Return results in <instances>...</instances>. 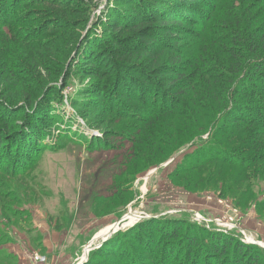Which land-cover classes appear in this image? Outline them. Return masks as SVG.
I'll use <instances>...</instances> for the list:
<instances>
[{"label": "rangeland", "instance_id": "1", "mask_svg": "<svg viewBox=\"0 0 264 264\" xmlns=\"http://www.w3.org/2000/svg\"><path fill=\"white\" fill-rule=\"evenodd\" d=\"M167 1L0 0V105L45 99L44 150L0 166V264H264V127L202 110L250 101L264 0Z\"/></svg>", "mask_w": 264, "mask_h": 264}, {"label": "trees", "instance_id": "2", "mask_svg": "<svg viewBox=\"0 0 264 264\" xmlns=\"http://www.w3.org/2000/svg\"><path fill=\"white\" fill-rule=\"evenodd\" d=\"M176 2L177 3L179 2V3L177 4ZM190 3H191L190 0H174V1L170 0V1H167V4L177 5V7L179 9L182 8L183 9L182 11H184L185 13L187 10H189V11H191V14L193 16H196V14H198V16H201V15H199L200 10L197 8V6H195V4L190 5ZM168 9L177 15H179L178 12H181L180 10L175 9L172 6H168ZM150 10L152 11L151 14H159V13L162 14L165 11L162 9H161V11H154L153 9H150ZM4 14H6V12H4ZM146 15H147V13L144 14V16H146ZM182 16H184V14H182ZM146 17L148 18V16H146ZM184 17L186 18V16H184ZM189 20H191V19H189ZM262 26H263L262 27V31H263L264 30V23ZM119 30H121V28ZM263 35H264V32H263ZM262 40H259L258 42H261ZM248 43H250V44H248V46L246 44H244L248 48V52L252 53V54H256V56L252 57V55H251L247 59V61L245 63H243L246 67H248L249 71H246L243 76H239V77L236 76L237 77L236 81L241 83L240 84V91L242 92V94L244 96L249 98L250 101H248V102H250L251 104H249L246 99H241V102H239L237 100L235 101V99H233L234 101L231 100L233 102L232 106L229 105L227 107V109H225L226 107L222 106L224 101H225L223 98V99H220L218 101L219 105L217 107H215V108L211 107L209 109H206L205 106H203L202 110L203 109L208 110L209 114H210V112L215 113V114L218 113L216 115V119H215V120L218 119L217 121H220L221 118H223V117L225 120L228 118V123L226 121V124L230 125L231 122H233V123L237 122L238 124L245 125L247 127V129L254 128V131L256 132V131H260L261 128L264 127V92H262L264 90V48H263L264 44L260 47L259 52H257V49H258L257 46L258 45H257L256 41H251ZM116 51H119V50L116 49ZM126 78H127V76L124 75V77L122 78V80H124V82H121V84H120V89H123L122 99L124 97H127L128 91H130L128 89V87L125 86V79ZM177 80L181 81L182 76L178 77ZM142 82H143L142 83L143 85H140L138 87L139 88H145V90L142 89V93L144 95V93L146 94L147 93L146 91H148V90H147V85L144 84L145 81H142ZM252 82L259 83L260 85H258V86L261 87L262 90L257 89L256 85H253ZM133 86H135V85L133 84ZM131 87H132V85H131ZM29 89H36V87L33 88L32 86H29ZM38 90H39V88L36 89L35 91H31V90H29V91L33 93V92H37ZM41 92H43L42 89L40 90V93ZM40 93H39V95H40ZM0 95H1V93H0ZM36 97L37 96H33L30 94H27L25 96V100L28 103L27 106H30V107H24L25 109H23V110H25V113L22 115V117H21V114H22L21 110H19L20 111L19 115L17 114L16 116H14L13 111H15L16 109H13L12 107H8V105H6V107H3L0 105L1 106L0 111H3L1 113L2 115H0V124L5 126L4 128L0 129V166L1 167L3 165H5L6 163H9V166H12L13 169L19 170V172L22 173V172L27 171L31 168V165H33V162L36 159V157L38 156V154H40L44 150V147H43L44 143L42 141L43 137H41L42 133H43L42 127L44 126V124L41 123L42 120L40 117L39 118L36 117L37 114H32L31 112H28L29 110H34V109L37 112L38 109H40L43 106L45 99L43 101H40L39 103H37L38 105L33 106L35 101H36ZM175 101H177V100H175ZM234 106H239V107L235 108ZM256 106H258V108L255 109ZM48 107H49V105H48ZM224 109H225V113L223 114L222 112L224 111ZM44 110L48 111L49 109H44ZM252 111H257L258 114L255 115L252 113ZM18 117L23 119L21 123L18 122V120H19ZM30 117L33 120L31 119L32 124L29 127L30 129H28L27 123H28V120ZM262 131L264 132V130H262ZM222 132L224 133V132H229V131H227V130L223 131V129L217 130V131H215L214 135L216 134V136H219L218 134L222 133ZM184 135L186 137H188V139L191 137V136H189V133H186V134L184 133ZM211 150H213V151H209L208 149H204L202 151V154L205 155V156H203L204 158L203 157H200L201 159L199 157L197 158L200 162H202V164L205 163V167L214 163V161H215L214 159H221L223 157H226V155H224L225 152L221 147L213 146L211 148ZM183 174H185V172H180L178 175L181 176ZM180 176H178V177H180ZM186 178H189V177H184V179H186ZM191 181L192 180H190L189 182H191ZM238 251H240V253H241L242 252L241 248L238 249ZM203 253L204 252H201V254H203ZM156 254H157V252L155 253V255ZM158 258H160L161 260L164 259V262H168L170 260L169 254L164 249H163V251H161ZM160 264H165V263L161 262ZM229 264H239V263H237V261L235 260L232 263L229 262Z\"/></svg>", "mask_w": 264, "mask_h": 264}, {"label": "built area", "instance_id": "3", "mask_svg": "<svg viewBox=\"0 0 264 264\" xmlns=\"http://www.w3.org/2000/svg\"><path fill=\"white\" fill-rule=\"evenodd\" d=\"M36 260L39 261L40 263H44L46 261V257L38 255V256H36Z\"/></svg>", "mask_w": 264, "mask_h": 264}, {"label": "water", "instance_id": "4", "mask_svg": "<svg viewBox=\"0 0 264 264\" xmlns=\"http://www.w3.org/2000/svg\"><path fill=\"white\" fill-rule=\"evenodd\" d=\"M113 233V232H112ZM85 261H83L82 263H80V264H83Z\"/></svg>", "mask_w": 264, "mask_h": 264}]
</instances>
